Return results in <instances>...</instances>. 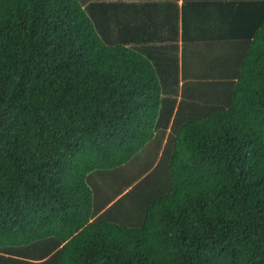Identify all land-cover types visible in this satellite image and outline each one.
<instances>
[{
    "label": "trees",
    "instance_id": "trees-1",
    "mask_svg": "<svg viewBox=\"0 0 264 264\" xmlns=\"http://www.w3.org/2000/svg\"><path fill=\"white\" fill-rule=\"evenodd\" d=\"M220 1L207 62L187 19L0 0V264H264V0Z\"/></svg>",
    "mask_w": 264,
    "mask_h": 264
},
{
    "label": "crops",
    "instance_id": "crops-1",
    "mask_svg": "<svg viewBox=\"0 0 264 264\" xmlns=\"http://www.w3.org/2000/svg\"><path fill=\"white\" fill-rule=\"evenodd\" d=\"M206 1H203L206 2L205 4L196 8L189 7L187 17L185 16L186 7L183 6L184 0H81V3L87 13L99 24H131V35L135 37H140L142 33L139 29L133 32L137 29L135 24L145 22L144 24L155 27L157 29L155 36L164 41L163 35L168 32L170 33L169 36L174 34L172 24H180V32H182V24H186L185 20L187 19L189 24H197L196 32L202 36L198 44L196 41H189L187 42L188 46L199 45V50L208 56L206 60L208 62L209 55L214 54V52L234 54L233 51L238 47L228 45L227 37L223 36L226 34L224 33L225 29L232 27L229 25L232 24L230 15L233 10L235 11L236 6L234 5L233 8L232 4L220 0ZM103 2L107 3L108 6ZM217 11L224 15H218ZM142 34L148 36L147 33ZM145 42V40L139 41L137 46L146 45L143 44ZM182 42L180 39V46ZM158 52L156 48L154 55Z\"/></svg>",
    "mask_w": 264,
    "mask_h": 264
}]
</instances>
